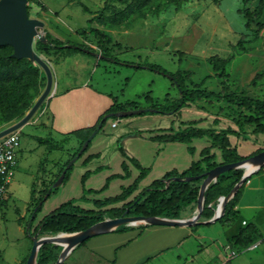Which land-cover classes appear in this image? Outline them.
<instances>
[{
	"label": "rangeland",
	"instance_id": "374dc122",
	"mask_svg": "<svg viewBox=\"0 0 264 264\" xmlns=\"http://www.w3.org/2000/svg\"><path fill=\"white\" fill-rule=\"evenodd\" d=\"M255 3L256 1L250 2L251 5ZM125 5V0H29L28 12L31 17L40 16L47 21L49 26L53 25V27L57 28V32L62 37H67L69 38L68 40L75 43H85L82 40L84 35H90L86 40L97 38L92 28L107 30V32L111 33L115 42L120 39L124 46L121 49L115 46L116 48L113 51V55L121 61L158 64L169 72L189 69L193 71L192 79L197 82L200 81L203 85L202 88L209 87L211 90L218 88L217 84H220V78L216 74L211 73V75L204 77L205 73H209L207 71L213 69L207 58L213 54L225 56L229 50L231 52V44H235L231 30L246 32L244 17L239 12L243 5L242 0H186L178 7L174 4L166 3L165 0H154L152 7L147 6L144 9V15H131L125 20L127 23L124 26L109 28L108 17L113 12L123 9ZM98 15H100L102 22L97 21V19H94L93 22L89 21L92 17ZM106 20L108 21L106 22ZM78 30L81 32H77ZM81 33L83 34L81 35ZM248 33L251 35L249 31ZM262 36L264 38V34ZM37 40L35 39L34 48L40 54L42 51L36 47ZM257 41H260V39ZM97 50L100 52L99 48ZM69 51L75 50L69 49ZM263 55L264 50H253L247 55L248 57H244L246 56L244 54L239 55L240 57L238 56L234 63L233 61L230 63L231 80L228 78V82L238 86L235 87L232 84V88L245 89V92L249 95L264 98V84H261L264 82L263 78L257 81L258 83L255 87L254 85L252 87L242 86L247 71L257 67H259L257 71L261 69L264 64ZM75 56L71 55L69 60L61 62L60 65L58 63L53 67L55 71L58 70L59 76L57 80L60 81V88L61 86L72 85L73 81L79 80L80 77H88L92 83H97L96 85L100 89L110 91V93L117 96L119 101L135 100L139 106L150 105L145 99L148 92H151L154 102H163L167 94L171 98L176 95V87H174L171 78L155 70L146 67L135 68L126 66L92 56L93 59H87L84 65H81L83 71H85V74H83V71L81 72L80 70V65H76L74 62ZM88 56L90 57V55ZM94 61L97 62V65L93 63ZM35 65L37 64L35 63ZM93 68L95 70L92 72ZM40 70L41 76L38 88L30 91V106L34 104L46 86L45 73L41 68ZM263 75L261 74V77ZM214 103L216 106L219 104L224 107L229 106L228 103L222 100H215ZM199 105H193L190 111H194ZM202 106L206 105L201 104L199 107ZM45 107L46 103L42 104L30 122L18 130L20 134L18 167L7 186L4 197L0 200V264H26L32 247V239L26 229L30 225L29 222L35 208V198L38 199L43 194L42 190L51 185L59 169L53 174V178L50 179L48 178L49 172L55 171L62 162L71 158L73 148H69V145H66L64 149L61 146V149L49 150L47 144L40 143L35 137V135L59 137L58 132L54 135L49 126L45 127L37 121L38 119H43L42 115L44 113L42 111ZM208 110L212 111L210 108ZM186 112L183 111V117L188 118ZM213 113L216 112L214 111ZM19 119L4 121L0 113V130L14 124ZM120 120V117L109 118L104 130L108 134H113L117 127L112 126V123L117 121L118 125ZM158 122H161V120H158ZM249 142L254 143L258 149L264 148V135L255 139L253 137V139L248 141V144ZM243 144L248 145L247 143ZM110 149L108 145L106 150L109 151ZM79 167L80 160L77 159L71 169L69 179L63 182L44 202L41 210L33 220V226H36L46 214L50 213L62 202L71 198L75 199L79 204H86L85 207L90 205L95 207V205L88 204L85 202L87 200L79 197L82 193ZM235 170H240L244 174L247 169L240 167ZM203 181L201 179L194 185L199 187L200 190ZM210 206L212 207L213 216L220 206L219 197ZM204 209L205 207H203L199 218L202 221L208 220L204 216V213H206ZM149 210L151 212L150 215L167 217L159 214L161 212L160 207H151ZM198 212L197 200V202L186 206L178 218L187 219ZM120 215L122 214L114 213L113 216L103 214L100 221ZM237 217L235 215L233 220L232 218L229 220L223 219L209 225H149L143 227L145 224H128V232L123 234V238L129 239V241H136L134 238L136 233L139 232L138 234H140L145 229L148 232L147 229L154 228L151 230H159V232L153 234L148 232V235L159 237L163 242L168 240L169 245H174L166 255L158 257V259L152 258L151 261L144 264H264V240L261 241L258 248L245 251L235 246L232 242L230 236L235 232L240 222ZM237 220L239 222L235 224ZM98 222L92 221L91 225ZM188 226L192 228V231H190ZM76 232L78 231L65 233L75 234ZM56 234H42L39 236H53ZM88 240L85 242H88ZM46 244H49L50 248L44 254V264H55L66 245L65 243L54 242ZM228 244L233 248L238 247L241 251L231 260L225 261L224 247ZM250 244H253V242L248 245ZM84 246L83 244L80 249L73 251L72 254L70 253L61 263L81 264L82 259H86L85 257L88 255L84 254ZM243 248L245 247L243 246ZM156 249L152 248L148 251V254H143V256L145 255L148 258ZM117 256L116 250L110 259H107L108 255L106 252H102V255L91 256L90 259L96 263L97 260H100L98 264H114ZM143 256H140L137 260L142 261ZM91 260H86L85 264L93 263Z\"/></svg>",
	"mask_w": 264,
	"mask_h": 264
},
{
	"label": "trees",
	"instance_id": "16d2710c",
	"mask_svg": "<svg viewBox=\"0 0 264 264\" xmlns=\"http://www.w3.org/2000/svg\"><path fill=\"white\" fill-rule=\"evenodd\" d=\"M184 1L186 0H165L166 3L174 4L176 7L180 6ZM252 1H256V3L251 5L250 2ZM125 2L126 5L123 9L113 12L108 17L109 21L106 20V22L108 21L109 28L113 29L124 26L127 23L125 20L131 15H144V9L147 6L152 7L154 0H125ZM242 2L243 5L239 9V12L243 15L245 20L244 26L246 30L251 32V35L246 32L240 33V37L237 42L235 44H231V52L227 57L224 58L218 54H213L207 58V61L212 65L215 74L220 78L222 89L219 92L202 88L201 82L195 83L192 79L193 71L189 69H180L175 72H169L158 64H142L131 61H121L118 57L113 55V51L116 48L115 46L121 49V44L120 42H115L111 33L107 32V30L92 28L98 38L97 43L100 52L86 43H75L71 40L63 41L52 39L50 33L45 31V37L49 42L45 43L40 40L36 41V47L41 51L51 49H72L89 55H97V53H100L101 57L109 62L133 66L135 68L146 67L170 77L174 87L178 89V95L171 98L169 97L170 95L167 94L163 102H154L151 92H148L145 97L146 101L150 103L148 106H139L138 102L135 100L118 102L114 99L113 104H111L110 107L100 115L96 124L86 132L87 134L84 133L79 147L72 154L71 158H69L62 165L57 176L51 182V185L42 190L43 194L38 199L35 198V208L33 209L32 217L29 222L30 225L26 229L30 237L36 233L42 235L56 234L59 232L81 231L89 227L92 221H100L103 214H107L109 216H113L114 213L122 215L149 216L151 214L149 208L151 207H160L161 212H159V214L162 216L178 218L181 216V213L186 206L197 202L200 190L199 187L194 185V183L203 179L198 178L187 181L184 180L185 178L201 174L204 175L206 171L218 164L236 162L248 158L249 156L264 149L260 148L247 156H242L238 153L237 148L231 146L229 140V135L231 134L247 138L248 132L245 130L246 126H250L252 133L257 137L260 134H264V98L252 97L244 91H231L228 82V63L235 59L237 55L250 51L252 47L249 45L260 39L264 30V0H242ZM85 9L89 11L87 7H85ZM94 19L102 22L100 15L92 17L89 21L93 22ZM82 34L83 33H81V35ZM12 53V46H0V113L4 121L21 118L32 107L30 106L29 101L30 91L38 88L41 76L40 67L35 65L34 62L27 58H14L12 57ZM258 75L260 74H257V76ZM215 100H222L223 102L228 103L229 106L224 107L221 104L216 106L214 103ZM191 103L206 105L207 107H202H205V109L210 108L214 110L217 115L225 116L231 119L238 126V130L217 129L214 127L201 128L194 126L197 122L193 120L188 122L189 126L185 129L175 131L166 136L164 139L191 143L195 139L209 138L212 140L214 146H218L222 150L223 162H215V156L213 154L208 155L209 150L206 149L204 151L206 154V157L203 160L204 163L201 161H194L189 168L182 172H178L176 170L167 172L161 178L154 180L149 186L145 187L131 201L126 202L120 207L105 210H86L80 206L74 205V200H68L45 215L36 226H33V220L35 219L37 213L41 210L46 199L58 189V187H54L53 184L66 168L68 162L76 156L88 136L93 131H97L98 133L109 118L116 117L115 113L128 109H141L133 115L169 114L176 113L180 111L181 108L189 106ZM73 133L77 134L78 132L76 131ZM35 137L40 143L49 144V150L61 149L60 143L68 139L65 138L60 142L51 143L49 138L39 136ZM90 143L91 141L89 142L86 150L88 149ZM84 152H82L81 155H83ZM133 162L139 169V175L133 184H131L119 195L109 197L104 200H95L94 203L97 208H102L112 203L125 200L138 189L139 182L147 174L148 169L143 168L135 159H133ZM73 165L74 163L67 169L63 182L68 179ZM262 167L254 174L260 172ZM87 175V173L84 174L83 180L87 177ZM242 175L243 172H240V170H230L220 174L217 180L208 186L204 196V210L206 211L204 216H206V218L210 219L212 217V207L210 204L218 197L227 195L241 179ZM173 177H182L183 179L172 180L170 184L166 186L167 181ZM249 178L250 177H248L247 180H249ZM245 183L241 185L233 197L226 203L225 213L218 218L216 222L222 221L223 219H230L229 217L234 212V207L241 197ZM202 224L209 225L211 223ZM149 225L150 224H145L143 227ZM124 229H126V226L122 225L113 231L121 232ZM255 234L256 230L247 224L244 229L240 230L238 234L233 236L232 242L239 248H243V246L248 247L250 242L254 243L255 240L258 239V236ZM85 241L80 243L77 247L85 244ZM49 248V244H44L40 248L37 257V264H44V254L48 252Z\"/></svg>",
	"mask_w": 264,
	"mask_h": 264
},
{
	"label": "crops",
	"instance_id": "0c3cea01",
	"mask_svg": "<svg viewBox=\"0 0 264 264\" xmlns=\"http://www.w3.org/2000/svg\"><path fill=\"white\" fill-rule=\"evenodd\" d=\"M35 17L44 21L45 25L42 28L44 34L45 31L48 30L53 39L63 41L69 39L67 37H62L57 32V28L53 27V25L49 26L47 24V21H45L40 16ZM234 31L235 30H231V33L234 35L232 39L235 40L236 43L240 37V33L242 32ZM245 31L246 33H248V30H246V28ZM77 32L80 33L81 31L78 30ZM89 36L90 35H84L82 37V40L86 44H89L90 46L98 49V38L86 40ZM116 42H120V39H118V41ZM120 44L121 48H123V44L121 42ZM249 46H251L252 49L247 53H244V55H246L244 57H248L247 55L250 54L253 50L263 51V36L260 38V41L254 42ZM229 53L230 50L225 56H220L225 58L229 55ZM71 55H76L74 57V62L76 65H80L79 67L81 72L83 71L81 65H84V62L87 61V59H93L92 56L102 59V57H100L99 55H90L89 57V54L81 53L79 51H69V49L42 50L40 56L49 63L53 72L54 84L51 95L48 96L44 101V103H46V107L43 108L42 111L44 113L42 115L43 119H38L37 121L45 127L49 126L54 135L57 134L56 132L59 133V137L57 138H54L51 135L48 137H44L49 138L51 140V143L60 142L61 140L68 138L60 144L62 146V149H64L66 145H69V148L71 149L73 148V150L71 151L72 156V154L79 147L84 133H86L96 124L100 115L107 108H109L111 104H113L114 99L118 102L122 101H119L118 97L110 93V91L100 89V87L96 85L97 83H92V81L89 80L88 77H80L79 80L73 81L74 83L72 85L67 87L61 86L60 88V81L57 80L59 73L58 70L55 71L53 67L58 63V65H60L61 62L69 60ZM238 56L239 55H237L235 59L232 60L233 63L235 60H237ZM262 59L264 60V55ZM93 63H96L97 65L96 61H94ZM230 63H228L227 65L229 80H231L229 69ZM257 68L251 71H247V75L245 76L246 78L243 79V87H252L253 85L255 87V85L258 83V80H262V78L264 79V75L261 77V74H264V64L261 69H259V71H257ZM94 70L95 69L93 68L92 72ZM207 72L209 73H205L204 77L211 75V73L215 74V71L213 69H210ZM82 73L85 74V71H83ZM257 74H260V77L257 78ZM74 79L76 80V78ZM194 82L200 83V81ZM220 84H217L218 88L214 91H221L222 85ZM232 84H229V87L231 86L230 90L245 92V89L232 88ZM261 84H264V82H262ZM233 85L235 87H238L235 84ZM205 88L210 89L209 87ZM177 95L178 89L176 88V95H174V97H176ZM250 96L258 97L256 95ZM193 105L198 104L191 103V105L181 108L180 111L176 113L145 114L140 116L130 115L128 117H120L121 120L118 122V125L114 126L117 127V129L114 130L113 134H108L104 130V127L106 125L105 123L98 134L96 133V137L91 140L88 149L84 152L83 155H80L78 158V160H80L79 170L81 174L80 181L82 184V193L79 195L80 199L87 200L85 201L86 203L95 205V200H104L106 198L114 197L122 193L126 188L133 184V182L139 175V169L134 164L133 159L137 160L143 168H147L148 172L140 180L138 189L125 200L112 203L102 208H97L96 205L95 207H92L91 205L89 207H85L86 204H79L75 201V199L71 198L69 200H74V205L80 206L86 210H105L120 207L126 202L131 201L145 187L149 186L154 180L161 178L167 172L171 170L182 172L185 169L189 168L194 161H201L202 163H204L203 160L206 157L204 151L206 149L209 150L208 155L213 154L215 156V162H223L222 150L218 146H214L212 140L209 138L195 139L191 143L164 139L166 136L172 134L173 132L186 128L187 126H189L188 122L193 120L197 122L195 126L201 128L214 127L217 129L238 130V126L231 119L225 116H219L216 113H213V110L211 111L207 108L204 109L202 107H199V105L195 108L194 111H190ZM183 111H187L186 116L188 118L183 117ZM158 120H161V122H158ZM245 129L246 132H248V137L244 140L243 136L234 134L229 135L231 146L237 148L238 153L242 156H247L258 149L256 145H254V143L249 142L248 144L249 140L253 139V137L255 139L264 135L260 134L258 137L255 136L252 133L250 126H246ZM76 131L78 132L77 134L73 133ZM243 143H247L248 145H245ZM108 145L111 148L109 151L106 150ZM47 146L49 149V144H47ZM67 160L68 159H66V161ZM66 161L62 162L60 167H55V171L49 172L50 175L48 174V178H53V174L56 173L58 169L60 170L62 165ZM86 173L88 175L83 180V176ZM235 215L238 216L237 218H239L240 222L238 220L235 222V224L238 222L239 224L237 225L235 232L230 236V238H233V236L238 234L239 231L244 229L247 224H249L256 230L255 235L258 236V239L256 240L264 238V166L262 167L260 172L250 176L249 180H247V182L245 183L241 193V197L234 207L233 214H231L229 218H232L233 220V216ZM244 220L246 221V224H243ZM213 223L215 224V222ZM125 226L126 229L121 232L111 231L109 233L102 234L88 240V242L84 244V254L88 255H86V259H82L81 264H85L86 260H91V256L102 255V252H106L108 255L107 259H110V257L115 253L116 250L118 256L114 264H144L151 261L152 258L158 259V257L166 255L167 253H169L168 251L171 250L174 246L172 244L169 245L168 240H165L163 242V240L159 237L148 235V232H150V234L159 232V230H151L154 228L147 229L148 232H146L145 229L140 234H138L139 232L136 233V236L134 237L136 241H129V239H124L123 234L128 232L127 229H129L127 225ZM190 226H188V228L190 229V231H192V228ZM152 248H157L153 253H151L152 255L150 256L152 257L148 256L147 258V256H143V254H148V251ZM78 249H80V246L75 247L72 250L71 254L73 253V251H76ZM140 256H143L142 261L137 260ZM91 262L93 263L90 264H98L100 260H97V263L92 260Z\"/></svg>",
	"mask_w": 264,
	"mask_h": 264
},
{
	"label": "water",
	"instance_id": "95a60500",
	"mask_svg": "<svg viewBox=\"0 0 264 264\" xmlns=\"http://www.w3.org/2000/svg\"><path fill=\"white\" fill-rule=\"evenodd\" d=\"M29 0H0V46L10 45L13 47L12 57L17 59L27 58L36 63L45 73L46 86L32 107L26 112L14 124L0 130V138L5 135L20 130L25 124H27L35 115L40 106L44 103L48 96L52 93L54 84L53 72L47 61H45L40 54L34 48L35 39L41 42H49L45 37V34H41L40 30L44 27L43 20L37 17L29 16L28 12ZM101 57L100 53H97ZM141 109H128L115 113L117 117H126L133 115ZM97 131H93L88 138L84 141L80 150L67 164L66 168L62 171L59 178L53 184L54 187H59L65 177L67 169L79 158L89 144V142L95 137ZM251 165V169L248 168ZM264 165V149L249 156L248 158L231 162L221 163L217 166L209 169L204 175H196L185 178L184 180L191 181L198 178H203V184L201 186L198 196L199 212L194 214L191 218H168L154 215H121L118 217L106 218L94 225L87 227L75 234H67L65 232L57 233L56 235L39 236L38 233L34 234L32 239V247L27 258L26 264H37V257L40 248L50 242L65 243L66 247L60 255L58 261L55 264H61V262L83 241L100 234L111 232L122 225L128 224H150V225H168V226H183V225H197L202 223L216 222L225 213L226 203L233 197L235 192L246 182L247 178L252 176L258 169ZM240 167H245L247 170L242 175L241 179L235 184L234 188L227 194L219 197L220 208L208 220H199L201 217V211L204 207V196L208 186L215 182L220 174L234 170ZM182 177H173L167 181L166 186L170 184L172 180H182Z\"/></svg>",
	"mask_w": 264,
	"mask_h": 264
},
{
	"label": "built area",
	"instance_id": "2783aa9c",
	"mask_svg": "<svg viewBox=\"0 0 264 264\" xmlns=\"http://www.w3.org/2000/svg\"><path fill=\"white\" fill-rule=\"evenodd\" d=\"M41 34L44 31L40 30ZM117 121L112 123V126H116ZM20 148V134L18 131L11 132L4 137L0 138V200L4 197L7 186L11 182L13 176L15 175L16 169L18 167L17 153ZM246 224V221H243ZM264 238L255 241L253 244L245 248H240L242 250L256 248L260 245ZM238 248H233L229 244L224 247L225 255L224 260H231L237 253L241 250Z\"/></svg>",
	"mask_w": 264,
	"mask_h": 264
},
{
	"label": "bare ground",
	"instance_id": "6f19581e",
	"mask_svg": "<svg viewBox=\"0 0 264 264\" xmlns=\"http://www.w3.org/2000/svg\"><path fill=\"white\" fill-rule=\"evenodd\" d=\"M248 168L251 169V165H248ZM219 208H220V206L218 207V209L216 210V212H218ZM191 217H192V216H191ZM191 217H190V218H191ZM137 225H139V224H137Z\"/></svg>",
	"mask_w": 264,
	"mask_h": 264
}]
</instances>
